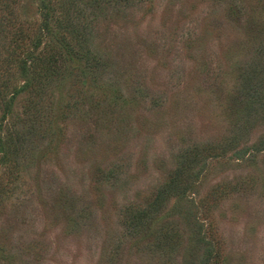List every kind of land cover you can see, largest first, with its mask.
Segmentation results:
<instances>
[{"label": "rangeland", "instance_id": "374dc122", "mask_svg": "<svg viewBox=\"0 0 264 264\" xmlns=\"http://www.w3.org/2000/svg\"><path fill=\"white\" fill-rule=\"evenodd\" d=\"M0 264H264V0H0Z\"/></svg>", "mask_w": 264, "mask_h": 264}, {"label": "trees", "instance_id": "16d2710c", "mask_svg": "<svg viewBox=\"0 0 264 264\" xmlns=\"http://www.w3.org/2000/svg\"><path fill=\"white\" fill-rule=\"evenodd\" d=\"M48 20H47V18L44 20V29L46 30H49V24H48V22H47ZM40 44V42L37 44V46ZM29 54H30V52H29Z\"/></svg>", "mask_w": 264, "mask_h": 264}]
</instances>
